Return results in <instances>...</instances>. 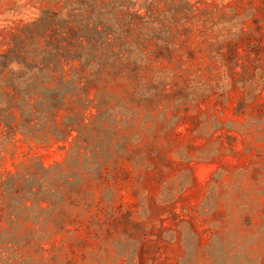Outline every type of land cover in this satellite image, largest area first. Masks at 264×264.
Segmentation results:
<instances>
[{
	"label": "rangeland",
	"instance_id": "obj_1",
	"mask_svg": "<svg viewBox=\"0 0 264 264\" xmlns=\"http://www.w3.org/2000/svg\"><path fill=\"white\" fill-rule=\"evenodd\" d=\"M123 1L120 70L54 77L80 0H0V264H264V0Z\"/></svg>",
	"mask_w": 264,
	"mask_h": 264
},
{
	"label": "trees",
	"instance_id": "obj_2",
	"mask_svg": "<svg viewBox=\"0 0 264 264\" xmlns=\"http://www.w3.org/2000/svg\"><path fill=\"white\" fill-rule=\"evenodd\" d=\"M102 1L80 0L76 13L68 17L47 11L31 26V34L45 41L43 64L48 75L120 70L124 1L106 7Z\"/></svg>",
	"mask_w": 264,
	"mask_h": 264
}]
</instances>
